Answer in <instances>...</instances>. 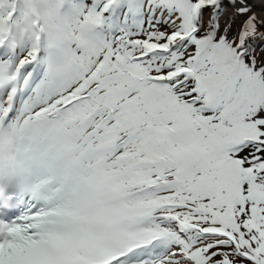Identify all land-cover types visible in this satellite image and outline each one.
Returning <instances> with one entry per match:
<instances>
[{
  "label": "snow or ice",
  "instance_id": "1",
  "mask_svg": "<svg viewBox=\"0 0 264 264\" xmlns=\"http://www.w3.org/2000/svg\"><path fill=\"white\" fill-rule=\"evenodd\" d=\"M0 264H264V0H0Z\"/></svg>",
  "mask_w": 264,
  "mask_h": 264
}]
</instances>
